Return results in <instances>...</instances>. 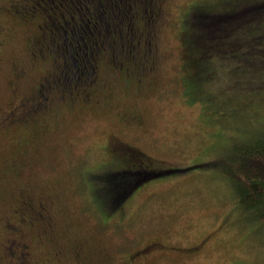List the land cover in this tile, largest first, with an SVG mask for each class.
<instances>
[{
  "label": "rangeland",
  "instance_id": "rangeland-1",
  "mask_svg": "<svg viewBox=\"0 0 264 264\" xmlns=\"http://www.w3.org/2000/svg\"><path fill=\"white\" fill-rule=\"evenodd\" d=\"M8 2L0 0V31H5L0 34V114L25 96L28 81L23 84L16 78L13 61L25 65L38 45L29 36L53 12L50 7L60 2L83 20L85 39L78 38L82 48L88 46L87 53L90 45L95 48L103 41L110 45L109 31L128 24V31L147 24L149 34L161 32L162 41L154 56L147 57L142 47L133 48L136 58L128 56L122 67L114 65L122 55L103 54L111 62H103L107 71L102 74L112 75V84L99 89L95 83L92 88L103 104L115 102L111 107L119 104V108L87 102L72 107L74 99L64 98L48 116L43 112L29 124L18 121L9 133H0L1 264H264V226L251 213L242 214L233 186L216 167L240 149L234 148L239 142L243 147L264 142V73L249 69L244 73L247 78L244 75L230 87L228 64H219L218 58L209 64L198 60L202 48L210 52L209 45L216 43L217 38L209 40L210 36L232 26L214 25L212 15L240 8L244 0H28L24 11L21 0H16L15 9L23 12L15 18L5 9ZM88 8L97 11L107 41L88 22ZM136 12L142 18L133 19L132 25L130 18ZM71 14L65 12L68 21ZM47 21L55 32L58 20L51 16ZM192 40L204 47L199 52L188 49ZM51 61L47 70L55 67ZM144 67L148 74L140 91L135 93L136 86L125 88L126 81H121L128 73L125 69L134 71V80L135 71ZM37 75L31 70L28 80ZM111 92L113 101L107 97ZM124 110L129 114L137 110L142 118L137 123L117 122V114ZM25 118L21 114L18 119ZM124 149L127 158L131 156L128 161L121 154ZM19 156L21 166L12 167ZM211 161L212 167L202 166ZM122 164L133 173L147 166L150 172L139 173H163L136 182L129 196L107 215L94 205L109 201L102 184L87 175L97 179L100 171H113ZM20 189L47 198L45 218L36 220V208L21 210ZM19 217L25 221L20 223ZM6 220L11 229L20 223L18 227L28 234L6 233ZM30 220L37 223L28 229Z\"/></svg>",
  "mask_w": 264,
  "mask_h": 264
},
{
  "label": "flooded vegetation",
  "instance_id": "flooded-vegetation-1",
  "mask_svg": "<svg viewBox=\"0 0 264 264\" xmlns=\"http://www.w3.org/2000/svg\"><path fill=\"white\" fill-rule=\"evenodd\" d=\"M16 0H9L8 5H6L5 9L7 13H9L10 16H13L15 18L20 16V12H23L24 9L28 8V0H21L19 6L23 8V11H17L15 9V2ZM65 5L60 2V5H56V7H50L52 13H48L45 18L44 24H38L37 29L38 32L30 35L29 37H33L34 43L37 45V49L32 51V56L28 57V60L25 61V65L21 66L18 64V62L13 61L12 64V72H15V76L18 79H21L23 81L22 83L28 81L26 84V87L23 89V93H25V96L22 100L19 101V104L15 103L13 107L10 109L9 112H3L0 114V133L6 130V134L12 131L15 127L19 126L18 121H22L21 123L25 124L27 121H31L32 118L36 117L37 115L43 113L49 115L47 112L50 110H55L56 106L58 105V101L60 99H67L71 98L74 99L73 102L75 103L74 106H81V104L84 105L85 102L88 104L91 103V105L100 106L103 104L102 99H99L97 97V93L95 94V89L92 87L93 84H99V89L103 87H111V76H108L105 73L107 70H104V64L103 62H111L108 61V59H105L103 57V54L105 53H119L122 55L121 62L114 61L117 66H121L125 62L128 56L132 57V59H135V54L133 52V48H137V50H141L140 48H144V52L148 56H154L157 55L159 51V45L161 40V32H157V30H154L153 33L149 34V31L145 28L147 27V24L141 25V26H132L130 27L129 31V24L125 29L121 27L118 31L117 28L114 27L113 31L110 30L108 33V36L110 37V40L106 38L105 35H103V29L102 27L99 28V17L97 16V11L94 8L89 9L88 8V22L92 23L96 28H98L97 35L99 37L104 36L105 40H108V43L110 45H105L104 41L101 45L96 46L95 48L93 46H89V52L87 53L86 50L88 46L85 44V47L82 48L80 45V39L78 36H80L81 39H85V36L82 35V22L83 20L77 19L75 15L71 14V11L68 10L70 7H64ZM36 9L35 6H32L30 10L34 11ZM65 12H67L69 15L71 14V20H67L65 17ZM53 16L56 20H58L59 24L58 27L55 28V32L53 29L49 28V22L47 19L49 17ZM107 17V15H106ZM142 18L138 12L135 14H132V22L131 24H134L133 19L136 18ZM23 19V17H20ZM9 19H11L9 17ZM124 19V17H123ZM54 23H56L54 21ZM63 23H66L68 26H64ZM71 23V25H69ZM137 24V23H136ZM50 25L53 26L51 23ZM145 27V28H144ZM46 28L49 29V37L46 36ZM45 29V30H44ZM47 29V30H48ZM9 30V29H7ZM5 31H0V34H2ZM7 32V31H6ZM30 39V38H29ZM26 39L24 41V46L27 44L28 40ZM136 40V43L134 44ZM129 41V42H128ZM97 44V43H96ZM112 44V46H111ZM14 48L16 47L15 43L12 44ZM128 46V47H127ZM132 46V47H131ZM10 48V45L8 46ZM11 49V48H10ZM110 50V51H109ZM135 57V58H134ZM51 58V63H55V67L48 68L47 70V63L49 59ZM153 58V57H152ZM148 59L146 58V61ZM133 64H135V61H132ZM150 67L153 69L156 67L154 64V59L150 60ZM116 66V67H117ZM134 67V66H133ZM149 67V66H148ZM149 67V68H150ZM119 68V67H117ZM38 69V70H36ZM31 70H34V73H39L35 78H30L31 80H28V77L31 76ZM149 70V69H148ZM125 71L128 73H123L122 80L125 82V88L128 90L135 87V93L139 92V87H143L145 85V76L148 74L147 69L141 68V71H135L137 75H133L134 81L132 79L131 73L134 71H131L129 68H126ZM46 72V73H45ZM45 73V74H44ZM103 79H106L105 81ZM46 82V86L44 83ZM12 83V82H11ZM85 84L86 87H89V89L82 88L81 85ZM114 86V85H113ZM46 92V94H45ZM66 92V94H65ZM80 94H83L82 98H80V101H78V98ZM115 93H108L107 97L108 100L113 101ZM86 98V99H84ZM108 101V102H109ZM77 103V104H76ZM86 104V103H85ZM115 102L111 104H103L105 108L109 109H117L119 108V104L116 107H111ZM69 107V106H68ZM71 107V106H70ZM24 108L25 109V119H12L13 116H15L16 111L18 112V109ZM101 107L100 109H102ZM44 110V111H43ZM125 111V110H124ZM122 111L119 114H117L118 118H116L117 122H124L125 124L130 123L133 121V123H137L142 118L141 112L137 113H126L127 111ZM128 114V115H127ZM123 115L127 118H123ZM130 115V116H129ZM123 118V119H121ZM35 119V118H34ZM16 121V122H15ZM121 125V124H120ZM116 138H114L115 140ZM117 142V141H115ZM118 144V142H117ZM120 145V144H119ZM118 146V145H117ZM120 148V146H119ZM125 155L127 158V152L126 149H124V152H121V154ZM120 154V153H119ZM134 154V152L132 153ZM131 156H129L127 159H130ZM14 168H18L21 165L18 166L15 163H12L11 165ZM150 172L151 169L149 167H143L140 169L139 172ZM159 172V171H155ZM20 195V208L21 210L27 209V208H33L35 210L34 205L37 204L40 209L46 211L47 208H45V205H48L46 197L42 196H36V195H30L25 194L24 190L19 192ZM27 195V199H26ZM50 195V194H49ZM48 195V197H50ZM52 195V194H51ZM25 198V199H24ZM38 202V203H37ZM45 202V203H44ZM43 211V212H44ZM16 212V211H15ZM37 212V213H36ZM36 214L40 213L38 211H35ZM40 216L42 218H45L42 213H40ZM39 217V219H41ZM49 217V215H48ZM38 219V218H37ZM20 223H23L25 221L24 218H18ZM40 221V220H39ZM19 223V224H20ZM26 228H30V225H32V221L26 222ZM18 224V225H19ZM10 225V224H9ZM8 225V221L6 220L3 222V227L5 228V232L15 233V234H28V232L22 230L21 227H18V225H15L13 229L10 228ZM49 226H51V223H48ZM47 235V234H44ZM26 248H28V244H23ZM14 249H11V254L14 253ZM28 253H26L27 255ZM2 255H0V264H1Z\"/></svg>",
  "mask_w": 264,
  "mask_h": 264
},
{
  "label": "trees",
  "instance_id": "trees-1",
  "mask_svg": "<svg viewBox=\"0 0 264 264\" xmlns=\"http://www.w3.org/2000/svg\"><path fill=\"white\" fill-rule=\"evenodd\" d=\"M212 17L214 19L213 24L216 26L217 24L227 23H232V26L223 29L222 34L216 35L215 33V35L210 36L209 40L217 38L215 44L209 45L210 52L204 49V45L196 43L193 40L189 43L187 48L192 50L198 48L197 50L199 52V48L204 47L202 48L204 52H199L198 60L200 62L203 61L205 64L211 62L216 63L214 60L215 58H218L217 62H219V64H228L229 69H232L230 76L231 78L233 77L229 80L228 85L230 87L231 84L239 82L238 80L244 75L247 78L248 74L244 73H248L249 69H253L254 71L259 70V73L263 74L264 0H244V4L240 8L232 10L229 13L220 11L217 16L212 15ZM243 24H246V27L250 26V30L246 29L245 25L243 27ZM197 40L202 42L201 36H199ZM207 72L208 70H205L204 74ZM15 114L16 115L13 116L12 119L20 118L21 114L25 115V109H18V112L16 111ZM241 142L234 147L236 150L239 147L240 151L234 150L233 153L235 154L228 156L224 164L216 166L218 168L217 171L233 186L238 203H240L239 206L243 212L242 214L251 213L255 222L264 226V142L261 143V140H259L247 147H243ZM22 160L23 158L19 156L18 166L21 165ZM214 163L215 162L211 161L203 163L202 166L206 168L212 167ZM121 166L122 167L113 171H100V176H98L97 179L87 175L89 179L101 182L100 184H102L103 189L102 194L109 199L107 203L105 200H99L97 204L94 202L97 209L105 214L116 210L117 207L121 205L123 198L129 196L131 189L137 186L136 182L143 183V181L145 182L147 179L146 177L153 178L163 173H133L132 168H128V166L125 168L123 164ZM105 174L107 176H105ZM87 177L84 179L85 183L88 182L86 181L88 179ZM44 206L47 208V205L44 204ZM34 207L36 211L45 215V211L40 209L37 204H35ZM40 213H38L36 217L38 221L41 220L39 219V217H41ZM34 222L37 223V221ZM34 222L32 221V223Z\"/></svg>",
  "mask_w": 264,
  "mask_h": 264
}]
</instances>
